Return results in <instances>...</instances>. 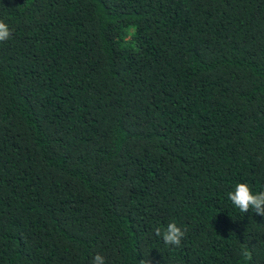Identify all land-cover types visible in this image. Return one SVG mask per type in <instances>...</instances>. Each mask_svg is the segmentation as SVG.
<instances>
[{
    "label": "trees",
    "instance_id": "1",
    "mask_svg": "<svg viewBox=\"0 0 264 264\" xmlns=\"http://www.w3.org/2000/svg\"><path fill=\"white\" fill-rule=\"evenodd\" d=\"M0 264H264V0H0ZM176 223L180 246L155 230Z\"/></svg>",
    "mask_w": 264,
    "mask_h": 264
},
{
    "label": "clouds",
    "instance_id": "2",
    "mask_svg": "<svg viewBox=\"0 0 264 264\" xmlns=\"http://www.w3.org/2000/svg\"><path fill=\"white\" fill-rule=\"evenodd\" d=\"M11 31L9 26L0 20V42L10 38ZM228 199L240 210L241 213H247L249 210L258 215L264 216V191L253 193L251 186L247 183H238L234 190L228 193ZM155 234L160 236L166 245L180 246L185 231L177 226L176 223H169L163 232L160 228L155 230ZM144 264H149L147 259ZM92 264H105V258L97 254Z\"/></svg>",
    "mask_w": 264,
    "mask_h": 264
}]
</instances>
